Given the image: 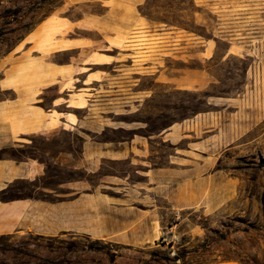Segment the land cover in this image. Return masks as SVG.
Segmentation results:
<instances>
[{"label":"rangeland","instance_id":"rangeland-1","mask_svg":"<svg viewBox=\"0 0 264 264\" xmlns=\"http://www.w3.org/2000/svg\"><path fill=\"white\" fill-rule=\"evenodd\" d=\"M43 85L60 138L5 153L108 141L109 234L0 235V264H264V0H0V102Z\"/></svg>","mask_w":264,"mask_h":264},{"label":"crops","instance_id":"crops-1","mask_svg":"<svg viewBox=\"0 0 264 264\" xmlns=\"http://www.w3.org/2000/svg\"><path fill=\"white\" fill-rule=\"evenodd\" d=\"M5 82L8 83V77ZM9 88L16 91V96L0 102V235L25 231L48 235L90 231L96 235L109 234L93 226L102 223L107 215L109 197L88 175L99 173L108 158L120 161V151L110 152L105 145L108 141H97L92 135L82 137L81 155L74 150H58L44 160L33 155L5 153L28 146L35 135L49 142L60 138L55 133L60 129L61 116L56 115L60 110L56 105L46 108L42 104L47 86H6ZM176 129V124L171 126V131ZM49 166L83 169L86 175L62 182L52 179L55 176L49 174ZM51 179L53 183H45ZM20 182L30 185L36 194L20 190L17 195L6 196Z\"/></svg>","mask_w":264,"mask_h":264},{"label":"trees","instance_id":"trees-1","mask_svg":"<svg viewBox=\"0 0 264 264\" xmlns=\"http://www.w3.org/2000/svg\"><path fill=\"white\" fill-rule=\"evenodd\" d=\"M72 170V169H71ZM78 170H81V171H84L83 169H78ZM72 171H77V170H72ZM85 172V171H84ZM80 178H83V177H81V176H79V177H72V178H70V179H80Z\"/></svg>","mask_w":264,"mask_h":264}]
</instances>
